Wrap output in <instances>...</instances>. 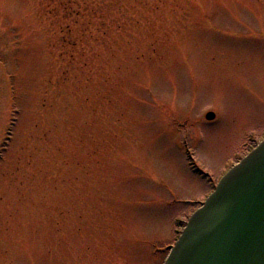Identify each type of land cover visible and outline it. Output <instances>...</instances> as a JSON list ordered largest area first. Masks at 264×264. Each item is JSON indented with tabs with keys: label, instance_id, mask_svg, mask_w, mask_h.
<instances>
[{
	"label": "rangeland",
	"instance_id": "374dc122",
	"mask_svg": "<svg viewBox=\"0 0 264 264\" xmlns=\"http://www.w3.org/2000/svg\"><path fill=\"white\" fill-rule=\"evenodd\" d=\"M263 140L264 0H0V264H164Z\"/></svg>",
	"mask_w": 264,
	"mask_h": 264
},
{
	"label": "water",
	"instance_id": "95a60500",
	"mask_svg": "<svg viewBox=\"0 0 264 264\" xmlns=\"http://www.w3.org/2000/svg\"><path fill=\"white\" fill-rule=\"evenodd\" d=\"M164 264H264V140L223 175Z\"/></svg>",
	"mask_w": 264,
	"mask_h": 264
}]
</instances>
